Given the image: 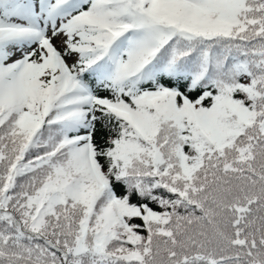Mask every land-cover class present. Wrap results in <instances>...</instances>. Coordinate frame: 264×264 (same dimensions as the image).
<instances>
[{"label": "snow or ice", "instance_id": "snow-or-ice-1", "mask_svg": "<svg viewBox=\"0 0 264 264\" xmlns=\"http://www.w3.org/2000/svg\"><path fill=\"white\" fill-rule=\"evenodd\" d=\"M0 264H264V0H0Z\"/></svg>", "mask_w": 264, "mask_h": 264}]
</instances>
